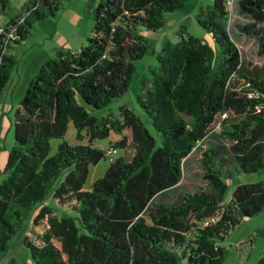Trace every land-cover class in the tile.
<instances>
[{
  "label": "trees",
  "instance_id": "obj_1",
  "mask_svg": "<svg viewBox=\"0 0 264 264\" xmlns=\"http://www.w3.org/2000/svg\"><path fill=\"white\" fill-rule=\"evenodd\" d=\"M59 1L22 0L0 21L5 32L13 29L12 38L0 33V96L15 65L9 49L34 21L53 16ZM185 1L98 0L85 43L56 49L27 79L12 113V144L0 178V253L25 212L39 203L21 240L34 264H220L219 242L227 231L264 208V178L235 185L224 202L231 169L250 173L264 164V64L241 61L228 34L225 0H210L194 14L219 53L215 70L214 49L183 29L154 51L156 66L136 101L158 144L124 106L120 120L89 111L125 90L132 61L149 46L141 32L162 27L165 13ZM8 2L0 0V14ZM235 2L249 19L238 30L254 36L261 53L264 0ZM68 123L75 139L86 142L62 140L48 155L49 139L62 138ZM216 125L223 141L210 144L200 158L208 188L179 193L170 203L151 202L179 181L184 158ZM122 127L130 132L129 159H111L84 189L88 166L104 156L92 141ZM115 145L123 147V138ZM48 197L59 209L48 205ZM214 215L215 221L201 225ZM255 264H264V250Z\"/></svg>",
  "mask_w": 264,
  "mask_h": 264
},
{
  "label": "rangeland",
  "instance_id": "obj_2",
  "mask_svg": "<svg viewBox=\"0 0 264 264\" xmlns=\"http://www.w3.org/2000/svg\"><path fill=\"white\" fill-rule=\"evenodd\" d=\"M9 0L5 7V13L0 14V21L5 22L18 8L22 2L20 0ZM98 0H60L59 8L53 16H48L42 20L34 21L28 33L24 38L17 42L9 53L15 59V65L10 72L8 85L1 95L0 102L4 107L8 103V90L12 88L11 102L16 105L20 100L27 78L35 75L39 66L47 59L54 56V49L63 45L65 47L77 49L83 45L86 38L90 34L92 26V12ZM236 0H233L229 7L227 30L231 41L238 48L241 61L247 66H260L264 64V49L258 52V42L254 36L241 33L238 27L245 24L249 19L237 9ZM210 4V0H186L183 7L165 13V24L162 26L161 32L165 38L174 41L177 37L176 32L185 30L187 33L199 38L201 41L208 43L211 47L212 41L209 36L206 37L205 31L196 23L194 14L198 8L205 7ZM144 36V33H141ZM145 35L149 37L150 32ZM160 35V34H159ZM158 35V36H159ZM145 37V36H144ZM159 39V37L157 38ZM157 39L149 42V46L144 54L132 61V70L128 79L127 86L123 92L115 96L110 102L101 108L89 110L95 117L116 116L119 119L118 108L124 106L131 110L145 125L149 132L156 138V144L159 143L155 131L150 126L142 109L138 106L136 96L141 92L143 87L149 85L150 69L156 66L154 57V47L157 45ZM133 38L127 39V45L133 44ZM153 47V48H152ZM214 49V62L212 70L216 69L219 53ZM121 61L125 59L120 58ZM10 86V87H9ZM3 107H0V121L2 119ZM120 120V119H119ZM220 126L216 125L208 137L209 144H218V133ZM1 136L6 133L0 126ZM121 138L124 140L123 147H117L115 142ZM65 140L69 144H84L86 138L81 140L75 139L74 129L67 124L66 130L62 138L49 139L48 155L56 152L57 145ZM223 141V140H222ZM12 142L11 127L3 138L4 147H9ZM227 144V141H225ZM92 146L106 150L110 146H116L115 154L104 155L94 165L88 166L87 176L82 187L89 188L92 181L100 178L111 159L123 157L129 159L133 151L130 141V132L126 127H122L120 133L109 131L108 136L100 139H94ZM207 147L203 141H200L189 152V156L181 165V178L175 189L164 192L161 191L159 196H155L151 202L160 201L170 203L174 199V193H182L185 191L205 190L208 188L207 182L202 179V165L200 162L201 153ZM2 154V152H1ZM191 156V157H190ZM264 178V164L254 172L243 173L240 171L230 170L229 178L225 179L224 202L229 198L233 187L240 183H249ZM177 188V191H176ZM176 191V192H175ZM172 192V194H170ZM48 205L53 209H59L49 197L46 199ZM39 203H33L17 224L13 234L7 240L6 249L0 253V264H34L28 254L27 249L22 244L23 235L27 233L30 220L37 211ZM223 249V258L220 264H255L258 257L264 250V208L246 218L240 219L239 223L231 227L224 238L219 242Z\"/></svg>",
  "mask_w": 264,
  "mask_h": 264
},
{
  "label": "crops",
  "instance_id": "obj_3",
  "mask_svg": "<svg viewBox=\"0 0 264 264\" xmlns=\"http://www.w3.org/2000/svg\"><path fill=\"white\" fill-rule=\"evenodd\" d=\"M19 3H20V0L18 1ZM165 24V23H164ZM161 29H162V27H160V28H158L157 30H155V31H152V32H150L151 33V35L149 36V37H147L146 35H145V33H146V31H143V32H141V33H144V38L146 39V40H148V42H151V41H154L155 42V39H157L158 37H159V39H157V45H156V47H152L154 50H157L158 49V47H159V45H160V43H161V41L163 40V39H165V36L162 34V32H161ZM160 34V35H159ZM159 35V36H158ZM207 36H209L208 34H206V37ZM150 44V43H149ZM59 48H62V49H69V50H76V49H74V48H69V47H65V46H63V45H60V47ZM58 49V48H57ZM56 49H54V51H55ZM29 78V77H28ZM27 78V79H28ZM7 85H8V81H7V83H6V85H5V87H4V89L2 90V94H3V92L5 91V88L7 87ZM10 87V86H9ZM25 88V87H24ZM11 93H12V88H10V90H8V92H7V94H8V103H6V105L3 107L2 106V103L0 102V107L2 108L3 107V112H2V119H1V121H0V126L2 127V129L3 130H5V134H4V136L7 134V132L9 131V129H10V127H11V119H12V113H13V111H14V109L17 107V105H18V103H19V101H18V103L16 104V105H13V103L11 102ZM1 94V95H2ZM0 99H1V96H0ZM68 124H70L71 125V123H68ZM4 136L2 135L1 136V133H0V178L2 177V167H3V165H4V162H5V157H6V154H7V150L9 149V147L11 146V144H12V142H11V144H10V146L9 147H4V144H3V138H4ZM205 144H207V147L210 145L208 142V137H205L203 140H202ZM205 149V148H204ZM1 152H2V154H1ZM189 156V153L187 154V156L184 158V160H183V162H182V164L185 162V160L187 159V157ZM191 157V156H190ZM179 181H180V179H179ZM179 181L174 185V186H172V187H169V188H167V189H165L164 190V192H167V191H171V190H173V189H175V187H177L178 185H181V184H179ZM176 191H177V188H176ZM175 191V192H176ZM170 194H172V192H170ZM178 194L179 193H174V196H173V198L171 197V199H175L177 196H178Z\"/></svg>",
  "mask_w": 264,
  "mask_h": 264
},
{
  "label": "built area",
  "instance_id": "obj_4",
  "mask_svg": "<svg viewBox=\"0 0 264 264\" xmlns=\"http://www.w3.org/2000/svg\"><path fill=\"white\" fill-rule=\"evenodd\" d=\"M232 3H233V0H225V6H226V9L228 12H229V7L232 5ZM0 33H2L5 36V38H12L13 37V29H10L9 31L5 32L3 30V27L0 26ZM221 116H223V115H221ZM196 144H198V143H196ZM116 151H117L116 146H110L104 151V155L111 156V155L115 154ZM216 218H217V215L206 218L201 222V225H206L210 222H213L216 220Z\"/></svg>",
  "mask_w": 264,
  "mask_h": 264
}]
</instances>
